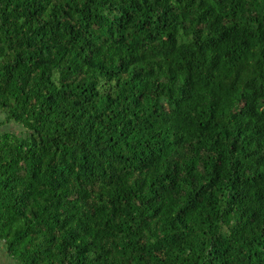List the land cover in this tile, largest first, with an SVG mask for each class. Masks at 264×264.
<instances>
[{"label": "trees", "instance_id": "1", "mask_svg": "<svg viewBox=\"0 0 264 264\" xmlns=\"http://www.w3.org/2000/svg\"><path fill=\"white\" fill-rule=\"evenodd\" d=\"M0 113L20 264H264V0H0Z\"/></svg>", "mask_w": 264, "mask_h": 264}, {"label": "rangeland", "instance_id": "2", "mask_svg": "<svg viewBox=\"0 0 264 264\" xmlns=\"http://www.w3.org/2000/svg\"><path fill=\"white\" fill-rule=\"evenodd\" d=\"M5 116H6L5 113H3V114L0 113V129H2V130L7 128V124L4 123ZM11 127H12V129L16 128V126L13 124ZM0 245H1V243H0ZM0 263L1 264H20L16 259L10 257L6 253V248L4 247L3 243H2V248L0 246Z\"/></svg>", "mask_w": 264, "mask_h": 264}, {"label": "crops", "instance_id": "3", "mask_svg": "<svg viewBox=\"0 0 264 264\" xmlns=\"http://www.w3.org/2000/svg\"><path fill=\"white\" fill-rule=\"evenodd\" d=\"M0 243H1V245H0V246H1V248H2V242H0Z\"/></svg>", "mask_w": 264, "mask_h": 264}, {"label": "flooded vegetation", "instance_id": "4", "mask_svg": "<svg viewBox=\"0 0 264 264\" xmlns=\"http://www.w3.org/2000/svg\"><path fill=\"white\" fill-rule=\"evenodd\" d=\"M1 264V263H0Z\"/></svg>", "mask_w": 264, "mask_h": 264}]
</instances>
